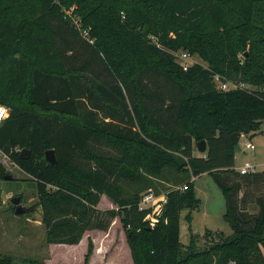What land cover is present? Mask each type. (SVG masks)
I'll return each instance as SVG.
<instances>
[{
  "label": "trees",
  "instance_id": "1",
  "mask_svg": "<svg viewBox=\"0 0 264 264\" xmlns=\"http://www.w3.org/2000/svg\"><path fill=\"white\" fill-rule=\"evenodd\" d=\"M179 51L204 64L183 69ZM215 75L254 89H218ZM0 105V152L36 188L46 242L78 244L118 217L131 264H264V169L238 173L231 140L264 120V0H0ZM203 173L232 232L206 230L202 250L192 235L183 253L180 211L189 220L199 207ZM147 176L187 186L153 189L168 190L154 226L138 209L141 190L122 188ZM102 194L116 210L97 207ZM93 248L88 239L83 264Z\"/></svg>",
  "mask_w": 264,
  "mask_h": 264
},
{
  "label": "rangeland",
  "instance_id": "2",
  "mask_svg": "<svg viewBox=\"0 0 264 264\" xmlns=\"http://www.w3.org/2000/svg\"><path fill=\"white\" fill-rule=\"evenodd\" d=\"M75 22L78 24L77 21ZM191 56L192 59H189L188 62L197 61L204 64L198 55ZM245 85L246 89H254V86L250 84ZM247 142H252L255 148L247 149ZM194 152L199 154L196 150ZM245 161L256 164L257 170L264 169V120L253 135L242 134L240 136L235 152L234 167L238 168ZM0 162L4 165L6 173L12 176L10 180H0V255L10 256L13 264H83L88 239H91L92 236L94 237V248L98 243V248H100L94 258V264L103 263V259L105 264H126L127 252L124 244V232L118 217L112 220L106 231H85L86 236L77 247L46 242L45 229L41 223V208L37 204V191L30 177L1 152ZM165 174L171 176L172 173L170 170H165ZM185 177L181 176L183 179ZM194 178V191L200 199V205L197 209L191 210L189 220L186 218L189 210L182 209L180 211L179 240L183 253H185L192 235L196 238L194 249L202 250L211 242L209 238L203 237L206 230L222 232L225 235H230L232 232L228 222L223 219L226 210L225 199L213 176L203 173ZM179 184L180 182L164 180L163 177L147 176L139 183H123L122 188L124 195L130 196L136 190H141L140 192L143 193L149 189L164 190L169 186ZM16 196L20 197V205L26 209V212L20 215L15 214L16 205L11 202V198ZM97 207L102 210L117 209L116 204L105 194L100 196ZM251 210L256 209L253 206ZM215 239L216 237H213V240Z\"/></svg>",
  "mask_w": 264,
  "mask_h": 264
},
{
  "label": "built area",
  "instance_id": "3",
  "mask_svg": "<svg viewBox=\"0 0 264 264\" xmlns=\"http://www.w3.org/2000/svg\"><path fill=\"white\" fill-rule=\"evenodd\" d=\"M176 61L180 63L183 69H186L190 64L194 62H188L189 59H192V56L187 51L175 52ZM197 62V61H196ZM214 82L216 87L221 90H229L236 88H245L243 83H230L227 81H222L218 75L214 76ZM8 115V109L4 105H0V123ZM246 148L254 149L255 146L252 142L246 143ZM236 171L240 174H248L257 171L256 164L245 161L241 166L235 168ZM193 179V178H192ZM171 189L185 190L187 188L186 184L184 185H173L170 186ZM168 190L161 191L160 193H155L154 190L149 189L141 194L140 200L138 202V209L140 211H146L145 219L150 226H154L158 222V217L162 213L164 204L167 202Z\"/></svg>",
  "mask_w": 264,
  "mask_h": 264
},
{
  "label": "water",
  "instance_id": "4",
  "mask_svg": "<svg viewBox=\"0 0 264 264\" xmlns=\"http://www.w3.org/2000/svg\"><path fill=\"white\" fill-rule=\"evenodd\" d=\"M240 136H241L240 132H234L233 134H231L232 143L237 144L240 139ZM197 149L200 153H203L206 151V143L204 140L197 142ZM30 154H31L30 150L23 148L19 152V158L28 159L30 157ZM44 157H45V160L50 164H55L57 162V157H56L54 149H47L44 153ZM11 178L12 176L8 173H5L3 175V179L10 180ZM11 202L14 205H16L14 209L15 214L20 215L26 212V209L22 205H20L19 196L11 198Z\"/></svg>",
  "mask_w": 264,
  "mask_h": 264
},
{
  "label": "crops",
  "instance_id": "5",
  "mask_svg": "<svg viewBox=\"0 0 264 264\" xmlns=\"http://www.w3.org/2000/svg\"><path fill=\"white\" fill-rule=\"evenodd\" d=\"M86 233H88V232H86ZM85 236H86V234L83 235L82 239L80 240V242L78 244L70 245V246L71 247H77V246H79V244H81L82 241L84 240V237ZM91 239L93 240V244H95L94 243V237L91 236ZM124 244H125V248H126V252H127V255H126V264H131L132 263V259H131L129 247H128L127 242H126V239H125V235H124ZM98 247H99V243L97 244V246H95L94 251H93L92 255L89 258V263L88 264H94L93 262H94V258L96 256V254L98 253L97 252ZM98 264H100V263H98ZM101 264H105V260L104 259H103V263H101Z\"/></svg>",
  "mask_w": 264,
  "mask_h": 264
}]
</instances>
